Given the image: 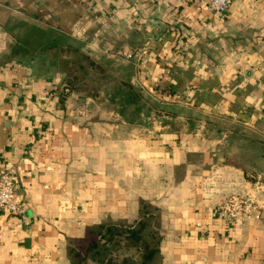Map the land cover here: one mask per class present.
Returning <instances> with one entry per match:
<instances>
[{"label":"crops","instance_id":"obj_1","mask_svg":"<svg viewBox=\"0 0 264 264\" xmlns=\"http://www.w3.org/2000/svg\"><path fill=\"white\" fill-rule=\"evenodd\" d=\"M80 54L164 112L131 124L105 88L62 99ZM2 171L25 210L0 211V264H71L69 239L135 222L141 200L160 212V264H264V0L222 15L205 0H0ZM234 193L260 219H221Z\"/></svg>","mask_w":264,"mask_h":264},{"label":"trees","instance_id":"obj_2","mask_svg":"<svg viewBox=\"0 0 264 264\" xmlns=\"http://www.w3.org/2000/svg\"><path fill=\"white\" fill-rule=\"evenodd\" d=\"M63 67L67 71L68 78L62 91V99L73 91H91L96 88H105L108 92L124 93L128 101H132L131 107L140 108L141 104L139 106L137 102L143 100V106L146 109L157 112L154 106L144 99L142 93L134 89L128 80L117 74L111 67L90 56L80 54L74 60L64 61ZM108 75L117 77L118 80L114 82L117 87L112 86L111 88V86L108 87V84L103 83V78ZM114 100L121 104V109L126 107L123 103L125 99L121 100L120 96L114 97ZM129 116L122 114L126 121L137 124V121ZM140 118L142 120L138 125L147 124L154 117L144 116ZM159 216L160 212L155 206L141 200L139 218L135 223L127 224L123 221L105 219L98 224L89 226L84 238L69 239L68 255L71 264H88L89 257L85 253L86 251L97 264H160L159 246L162 236L159 225L153 221ZM87 239L90 242L83 244L86 243ZM122 249L129 250L130 254L121 257L120 251ZM72 253L75 257L72 256ZM119 257L121 258L119 259Z\"/></svg>","mask_w":264,"mask_h":264},{"label":"built area","instance_id":"obj_3","mask_svg":"<svg viewBox=\"0 0 264 264\" xmlns=\"http://www.w3.org/2000/svg\"><path fill=\"white\" fill-rule=\"evenodd\" d=\"M209 7L217 13L224 14L231 6L233 0H205ZM128 56H131L129 53ZM256 179L254 175H248ZM24 204L18 199L15 182L10 172H0V211L9 215H23ZM216 213L226 222L238 223L245 219H260L261 211L259 205L250 195L231 194L221 200L216 207ZM4 232H0V236Z\"/></svg>","mask_w":264,"mask_h":264},{"label":"rangeland","instance_id":"obj_4","mask_svg":"<svg viewBox=\"0 0 264 264\" xmlns=\"http://www.w3.org/2000/svg\"><path fill=\"white\" fill-rule=\"evenodd\" d=\"M103 80H104L103 83H106V84L109 85L108 87H110V86H111V88H112V86L117 87L116 83H114V82H116L118 80L116 76L108 75L107 77L103 78ZM107 93L111 94L112 97L113 96L114 97L120 96L121 100L125 99L123 101V103H124V106H126V107L122 108V110H123L122 114H124V115L128 114V116L130 115L129 117H131V119H134L135 121H137V124H139V122L142 120L140 117H144V116H149V118L157 117V116L161 115L164 112V110L161 107H158L157 105L155 106L154 103L149 98H147L144 93H142V97L144 99H146L150 104H152L157 112H155V111H153L151 109H146L145 106H143L144 105L143 100L142 101L139 100L137 102V104L139 106L141 104L140 108H134V107H131V104H133L132 101H128V98H127V96L124 93H120V92H117V91H115V93L113 91L112 92H107ZM115 221H122V220H115ZM153 221H154L155 224L159 225V218L158 217L155 220H153ZM123 222L127 223L126 221H123ZM133 223H135V222H133ZM133 223H127V224H133ZM89 242H90V240L87 239L86 243H83V244H87ZM126 250L127 249H122L120 251L121 257L123 255H125V254H130L129 250H127V251ZM85 253H87L88 257H89L88 264H97L96 261L93 260V258L91 257V255L87 251ZM72 256L75 257L74 253H72ZM121 257H119V259Z\"/></svg>","mask_w":264,"mask_h":264}]
</instances>
